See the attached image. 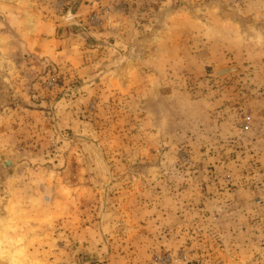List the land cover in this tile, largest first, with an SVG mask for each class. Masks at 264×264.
Wrapping results in <instances>:
<instances>
[{
    "label": "rangeland",
    "instance_id": "rangeland-1",
    "mask_svg": "<svg viewBox=\"0 0 264 264\" xmlns=\"http://www.w3.org/2000/svg\"><path fill=\"white\" fill-rule=\"evenodd\" d=\"M242 7L0 0V264H212L214 193L264 194L217 123L243 131L226 78L264 44L263 0Z\"/></svg>",
    "mask_w": 264,
    "mask_h": 264
},
{
    "label": "crops",
    "instance_id": "crops-1",
    "mask_svg": "<svg viewBox=\"0 0 264 264\" xmlns=\"http://www.w3.org/2000/svg\"><path fill=\"white\" fill-rule=\"evenodd\" d=\"M249 49L257 50L259 53L257 60L243 57L236 62L234 67L240 71L227 76L226 79L230 80L229 82L233 81V85L228 84L225 87L228 88L225 91H228L230 97L241 95L243 99L245 98L247 103L245 115L249 119V128L243 132L240 124H235L232 116L223 114L224 110L217 112L218 116L223 118L217 120V123L222 131L226 129V133L242 135L244 142L248 143L247 146L255 150L257 155L260 154L264 163V44L260 47L257 44V48L250 46ZM245 64H252L253 68L250 69ZM252 86L257 88V92L262 90V93L255 94L256 91L252 89L251 93L254 94L247 95L243 92L244 87ZM220 100L221 98L217 102L219 103ZM228 180L232 184L238 181L235 176H229ZM214 194L215 197L222 199L212 201V205L208 208L210 214H214L212 216L216 222L213 239L215 249L209 260L212 264H264V201L260 206L255 205L253 201L260 197L259 192L251 193L245 188H237ZM221 214H224L223 217H220Z\"/></svg>",
    "mask_w": 264,
    "mask_h": 264
},
{
    "label": "built area",
    "instance_id": "built-area-1",
    "mask_svg": "<svg viewBox=\"0 0 264 264\" xmlns=\"http://www.w3.org/2000/svg\"><path fill=\"white\" fill-rule=\"evenodd\" d=\"M211 4H227L231 9H239L240 7H245L248 5L250 1L254 0H208ZM264 2V0H263ZM242 7V8H243ZM244 123L242 124L243 131L248 130L249 128V119L244 117ZM263 197V198H262ZM257 200V204L262 203L264 200V194ZM175 260H173L170 256H161L157 257L153 260L154 264H174Z\"/></svg>",
    "mask_w": 264,
    "mask_h": 264
}]
</instances>
